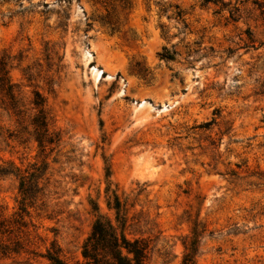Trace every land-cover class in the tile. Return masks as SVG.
Masks as SVG:
<instances>
[{"label":"rangeland","instance_id":"obj_1","mask_svg":"<svg viewBox=\"0 0 264 264\" xmlns=\"http://www.w3.org/2000/svg\"><path fill=\"white\" fill-rule=\"evenodd\" d=\"M259 4L0 0L6 218L22 200L16 172L43 168L26 202L24 250L0 264H48L38 255L52 244L65 261H80L96 218L115 220L114 194L126 204L128 238L149 241L147 264H182L195 238L196 264H264ZM165 50L177 54L166 60ZM35 92L61 138L45 153L32 136Z\"/></svg>","mask_w":264,"mask_h":264},{"label":"trees","instance_id":"obj_2","mask_svg":"<svg viewBox=\"0 0 264 264\" xmlns=\"http://www.w3.org/2000/svg\"><path fill=\"white\" fill-rule=\"evenodd\" d=\"M206 2L209 3L210 0H206ZM222 5L226 6L224 2H222ZM258 6L260 10H264V4H259ZM176 9L177 17L182 19L184 16L183 11L179 7H176ZM238 11L237 6L232 7V10H230V18L234 22L237 21ZM176 54V52L165 50L162 57L166 60H171ZM2 70H5L4 67ZM7 93L11 94V86L7 87ZM32 106L36 111L31 121L32 136L38 144L41 153H45L47 149H51L53 145L61 140L60 134L51 130L53 118L46 98L39 92H35ZM42 169L37 167V164H33L23 174L19 171L15 174L20 180L19 190L22 200L16 218L8 219L0 210V260L9 259L24 250L22 234L23 229L26 227L25 217L29 216L26 202L35 199L40 191L38 180ZM11 173L13 172L6 169L1 170L3 175ZM107 176L109 177V172ZM107 207L114 212L115 220L113 221L102 215L96 218L90 235L82 246V259L80 261L75 263L65 261L61 257V249L55 244H52L45 254L38 256L46 259L48 264H147L150 251L149 241L143 238L130 239L126 235V204L114 194L113 197L109 198ZM98 209L96 205L95 211H98ZM197 252L198 240L195 238L186 246L182 264H196L195 256Z\"/></svg>","mask_w":264,"mask_h":264}]
</instances>
